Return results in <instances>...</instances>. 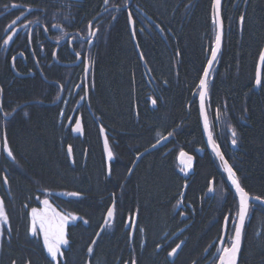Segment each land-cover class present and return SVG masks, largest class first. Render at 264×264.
I'll use <instances>...</instances> for the list:
<instances>
[{
	"label": "trees",
	"instance_id": "obj_1",
	"mask_svg": "<svg viewBox=\"0 0 264 264\" xmlns=\"http://www.w3.org/2000/svg\"><path fill=\"white\" fill-rule=\"evenodd\" d=\"M112 1L122 6L128 0ZM103 2L73 6L74 26L90 22ZM40 3L50 12L43 25L57 24L58 2ZM129 12L141 59L129 32ZM110 14L97 20L89 50L88 99L76 112L82 135L67 124L74 102L66 104L62 120L61 104H33L7 130L14 163L1 155L0 165L10 172L12 200L4 198L5 209L19 236L4 244L0 264H170L167 254L178 241L181 249L172 264H198L217 246L225 217L230 222L237 213V200L206 148L198 109L199 84L215 41L214 0H133L128 12ZM221 18L223 44L207 86L210 130L241 187L264 199V65L260 88H254L264 47V0H221ZM0 77L7 85V65L0 67ZM45 85L38 78L13 81L5 103L51 104L55 87L49 86L46 97ZM97 124L112 152L108 168ZM161 137H170L169 143L144 155L129 174L135 156ZM181 153L187 167L178 165ZM45 194L77 220L67 232L69 249L56 263L27 238L21 222L27 203ZM113 200L116 227H106L93 243ZM179 203L187 221L181 219ZM251 205L255 208L244 227L239 264H264V211ZM127 216L136 224L131 242Z\"/></svg>",
	"mask_w": 264,
	"mask_h": 264
},
{
	"label": "flooded vegetation",
	"instance_id": "obj_2",
	"mask_svg": "<svg viewBox=\"0 0 264 264\" xmlns=\"http://www.w3.org/2000/svg\"><path fill=\"white\" fill-rule=\"evenodd\" d=\"M30 1L31 3H29ZM45 1L49 0H0V67L7 65L11 74V78L9 77L7 80V85L4 82L6 79H2L0 77V159H2L1 155H3V157L10 164L14 163V159L12 156L8 155V151L5 148V141H7V147L10 148L7 130L15 116L20 112L22 115L26 114V108L33 104L24 106L22 105L24 103L34 101L31 100L28 102H22L20 104L16 102L15 104L13 103L8 105L5 103L6 88L10 87L13 81L15 83L25 79L38 78L41 82V85L46 84L45 93L47 94L46 97H49V93H51L49 86H54L55 90L51 94L52 97L56 96L54 102H56L61 96V101L57 105L61 104V107H63L66 106L68 102L75 103L73 108L74 110L72 109L68 119V124H71L70 128L72 130V119L73 117L76 119L77 110L82 106H85L87 103V95L89 93V50L94 37L96 36H92L90 33L91 31H96V34L98 33V25H96L98 19L104 15H111L110 13L113 11L128 12L132 5L131 4L126 10H121V8L127 3L122 6H117L113 5L112 0H108L107 4L103 2L101 11L90 22H88L86 25L79 23L78 26H74L76 24V17L73 14V17L70 19L72 14L69 12H71L73 6L78 7V5L83 3L84 0H52L53 2H58V5H55L58 6L56 15L59 21L57 24H48L45 26L43 25L42 21L47 22L50 16L49 11L46 13V6L43 3H40ZM17 17H19V19H17ZM67 20L70 22L67 23ZM13 21H16L14 25ZM90 24L91 27H89ZM53 25H59V27H53ZM9 36H11L12 39L7 44H5L4 41L8 39ZM77 53H79V56H77ZM51 74H59V76L54 77ZM51 77H54L55 79H49ZM46 100L49 99L46 98ZM0 167V198L3 199L5 206L4 198L10 200V202L12 200L9 193L8 183L10 172L7 169V165L5 163H1ZM5 178H7V183H5ZM51 198L52 196L47 194H45L43 198H33L32 201L27 203L30 207H25V215L23 216V220L21 219V222L23 221V227H25V235L29 240L38 243L43 251V254L46 253L43 249L39 231L37 232L36 236H33L29 232L32 220L31 211L33 208H36L39 213H42L44 217L50 220L53 226L60 222L61 216L65 217L67 219V223L64 225L66 238L68 236V229L70 227H74L75 223L77 222L76 219H72L73 216H69L67 214L64 208H59L63 203H61V205H57L58 201L53 198L52 202ZM45 200L49 202L51 207H54L56 212L43 204ZM112 204L115 205V200H113ZM252 208L253 206L251 205L250 210ZM178 209L182 211L181 219L183 221H187L189 218L185 213V208L183 207L182 203L178 204ZM236 215H233V218L230 220V222L229 217L226 216L228 218L226 236L222 245L220 243L222 237L221 233L220 240L217 243L214 251L209 254L208 252L204 254L198 264L219 263V256L221 254L219 250L224 247H230L231 245V237L234 233V221L236 219ZM115 220L116 214L114 215L112 224L110 226L106 225V227H116ZM125 220L126 222L124 223V226L129 229V241L131 242L136 232V224L132 232L133 223H130L129 216H127ZM183 231L184 230L181 232L183 233ZM18 236L19 229L13 227L10 221L8 224L3 225V232L0 234V257L4 244L8 245L14 239L17 241ZM174 237L175 236H173V239ZM177 243L181 245L180 241ZM66 247V250L62 248L63 253L67 252L69 249V240ZM175 247L176 246H174V248ZM178 253H176L172 258H170L171 256L167 254V260L170 264L175 262ZM26 264L29 263L27 262ZM191 264H195V262Z\"/></svg>",
	"mask_w": 264,
	"mask_h": 264
},
{
	"label": "snow or ice",
	"instance_id": "obj_3",
	"mask_svg": "<svg viewBox=\"0 0 264 264\" xmlns=\"http://www.w3.org/2000/svg\"><path fill=\"white\" fill-rule=\"evenodd\" d=\"M104 3L107 4L108 0H104ZM215 5L217 9L219 8L220 5V0H215ZM15 6V5H14ZM116 17H113L115 19ZM19 19V17H17ZM128 19L130 22H132V14L131 12L128 13ZM241 21H243L244 17L241 16ZM16 23V21H13V25ZM53 27H59V25H53ZM91 27V24L89 25ZM11 30V29H10ZM90 35L95 36L96 31H91ZM12 39L11 36L8 37L4 41L5 44H7L10 40ZM221 42V35L220 33L217 34L216 36V47L212 49L211 56L212 58L208 61L209 68L211 67L213 61L216 59L217 52L219 51V45ZM77 56H79V53H77ZM261 61H264V52L261 53L260 55ZM207 77H208V68L204 70V77L201 78L200 80V88L202 89L200 92V101H201V109L203 110L204 108V101L206 98L207 94ZM255 83L257 85L261 84V78L259 74L257 75ZM83 98V97H82ZM155 103V101H153ZM8 115V114H5ZM77 127L73 129V131L80 132L81 128L79 126L80 122L77 121ZM208 127V122L207 118L205 117V128ZM103 131V129H101ZM171 135V134H170ZM232 144L235 145L237 143V133L235 131L232 132ZM211 140V136L209 137ZM161 139H164V137H161ZM159 143V141H157ZM5 148L8 151V155L12 156V151L10 148L7 147V141H5ZM105 148L108 149V141L107 138H105ZM214 150L217 151V155L221 156V159H223L222 154L219 152L218 148L214 145ZM68 153L71 155L72 153V148L69 146L68 148ZM182 155H184L182 153ZM108 157L109 159L112 158V152L110 149H108ZM191 159V157H189ZM225 166L227 168V171L229 173V178L232 181V184L236 187L237 192L240 194V200H239V207H238V212H237V217L234 221V234L231 237V245L230 247H224L220 249V256H219V264H237V258L238 254L241 250V240H242V235H243V230L245 227V221L246 218L249 215V210H250V200H255L259 201L260 203H264V199H262L259 196L256 197H249V194L241 187L239 183V179L236 176V173L233 171L232 167L230 165H227V162H225ZM5 183H7V178H5ZM209 191H212L210 188ZM72 195H78L77 193H72ZM49 202L47 200L44 201V204L47 205ZM115 213V205L113 207L109 208L107 210V217L105 218V225L110 224L111 218H113ZM59 215V214H57ZM31 225L29 228V232L33 235L36 236L37 232L39 231L43 235V245L44 248L46 249L48 255L51 257L52 261H57V257H63L64 253L62 251V245H67L68 240L65 235V229L64 225L67 223V219L63 216L60 217V222L56 224L55 226L52 225L51 221L46 220V218L38 212L36 208H33L31 211ZM72 219H75L73 217ZM227 217H225V220L227 221ZM9 222V217L7 215L5 206H4V201L2 198H0V234L3 232V225L8 224ZM87 223V221H85ZM141 231H143L141 229ZM99 235V233H97ZM95 243V241H93ZM159 247V245H157ZM181 247L180 244H177L175 248H172V250L168 253L169 256H173L177 253V250ZM89 252L92 251V248L89 247L88 249ZM12 264H15V261L12 262ZM133 264H135V261H133Z\"/></svg>",
	"mask_w": 264,
	"mask_h": 264
},
{
	"label": "water",
	"instance_id": "obj_4",
	"mask_svg": "<svg viewBox=\"0 0 264 264\" xmlns=\"http://www.w3.org/2000/svg\"><path fill=\"white\" fill-rule=\"evenodd\" d=\"M66 1H78V0H66ZM133 0H128L127 4L121 8V10H126L131 4H132ZM214 16H215V23H216V34H215V41H214V45H213V48H215L217 45H216V36L218 33H220L221 35V42H220V45H219V51L217 52V56H216V59L213 61L211 67L209 68V65L207 64L206 68H208V77H207V86H208V80H209V76H210V73L212 71V68L219 56V53H220V50L222 48V44H223V36H224V27H223V23H222V18H221V0H220V5H219V8L217 9L216 5H215V0H214ZM128 23H129V30H130V34H131V37H132V42L134 44V47L138 53V56L139 58L141 59L140 57V54H139V51H138V47H137V43H136V39H135V34H134V29H133V23L129 21L128 19ZM264 52V47L261 51V53ZM261 55V54H260ZM212 58V56L210 55V58L209 60ZM263 65H264V61H261L260 59V56H259V60H258V63H257V67H256V74H255V81H256V78H257V75L259 74L260 78L262 77V70H263ZM205 68V69H206ZM204 77V73H203V76L202 78ZM200 85V84H199ZM261 85V84H260ZM260 85H257L255 83V90H258L260 88ZM200 88V86H199ZM201 88H200V91H199V94H198V109H199V118H200V124H201V129H202V134H203V138H204V142H205V145L207 147V149L210 151L211 155L213 156V158L215 159L220 171L223 173L229 187L231 188L233 194H234V197L236 198L237 200V208L239 207V200H240V194L237 192L236 190V187L232 184V181L231 179L229 178V173L227 171V168L225 166V162H227L225 160V158L223 157V159H221V156L220 155H217V151L214 150V145L218 148V146L216 145V143L214 142V139L212 137V134H211V130H210V125H209V120H208V115H207V108H206V104H207V94H206V98H205V101H204V108L203 110L201 109V101H200V92H201ZM61 101V96L59 97V99L52 103V104H48V106H55L57 105L59 102ZM24 106V105H22ZM21 106V107H22ZM205 117L207 118V122H208V127L205 128ZM77 121L80 122L79 126L81 128V131L80 132H76V131H73V129L75 127H77ZM102 128L99 127V135H100V142H101V148H102V153H103V156H104V160H105V163H106V166L107 168L109 167V162H110V159L108 157V149H109V145H108V149L105 148V138L106 137V133L105 131L101 130ZM72 132L77 134V135H82L83 133V129H82V124H81V119L78 118L75 123L73 124L72 126ZM211 136V140H210V137ZM170 141V137H164V139H161L159 140V143H155L154 145H152L150 148L146 149L145 151H143L142 153H140L139 155L136 156V160L131 168V172L132 170L135 168V166L137 165L138 161L146 154L148 153H151L153 151H156L158 149H161L163 147H165ZM219 150V148H218ZM219 152L221 153V151L219 150ZM67 154L69 156V158L71 159L72 158V154L69 155L68 153V148H67ZM222 154V153H221ZM179 163L182 165L184 164L185 167H187L189 165V162H187V159L185 157V154L180 156V160H179ZM227 165H229L227 163ZM183 166V167H184ZM130 172V173H131ZM129 173V174H130ZM212 189V191H209V189ZM209 189H208V196H211L212 195V192H213V182H210V186H209ZM74 197H79L77 195H73ZM249 197H253L251 195H249ZM44 204V202H43ZM250 206L251 204H256L258 206H260L262 208V210L264 211V203H260L259 201H255V200H250L249 202ZM45 205V204H44ZM114 204L111 205V207H113ZM46 207H48L49 209L55 211L54 207H51V205L48 203L47 205H45ZM110 207V208H111ZM254 208V207H253ZM56 212V211H55ZM238 212V210H237ZM250 212V210H249ZM42 214V213H40ZM43 215V214H42ZM107 217V215H106ZM237 217V215H236ZM46 218V217H45ZM114 218V216H113ZM113 218H111V222L110 224H108L109 226L112 224V221H113ZM251 219V214L249 213L248 217L246 218V221H245V225L246 223L249 222V220ZM46 220H48L46 218ZM50 221V220H48ZM106 227L105 223L102 225L101 229L99 230V235H97L95 241L97 240V238L100 236V234L102 233L103 229ZM135 227V223L133 222L132 224V232H133V229ZM226 227H227V221L225 220L224 222V225H223V232H222V237H221V245L225 239V236H226ZM244 231V230H243ZM40 233V232H39ZM234 234V233H233ZM243 236V235H242ZM40 238H41V242H42V245H43V235L42 233H40ZM241 243H242V240H241ZM63 249H67L66 245H62L61 246ZM43 249L46 253L47 256L48 253L46 251V249L44 248V245H43ZM240 254V252H239ZM239 254H238V258H237V264H238V260H239ZM174 256V255H173ZM173 256H171L170 258H172ZM219 264V263H218Z\"/></svg>",
	"mask_w": 264,
	"mask_h": 264
},
{
	"label": "bare ground",
	"instance_id": "obj_5",
	"mask_svg": "<svg viewBox=\"0 0 264 264\" xmlns=\"http://www.w3.org/2000/svg\"><path fill=\"white\" fill-rule=\"evenodd\" d=\"M132 23H133V21H132ZM128 26H129V23H128ZM133 29H134V27H133ZM129 32H130V30H129ZM135 34V33H134ZM131 35V34H130ZM224 37V36H223ZM131 39H132V37H131ZM136 39V38H135ZM208 64V63H207ZM207 66V65H206ZM89 70H90V67H89ZM89 72V71H88ZM87 99H88V95H87ZM31 104H42V105H47L48 106V104H43V103H38V102H28V103H24L23 105H31ZM206 106H207V104H206ZM52 107H54V106H52ZM65 110H66V107L65 106H63V107H61V112H60V116H59V119L60 120H62L63 119V116H64V112H65ZM74 110V109H73ZM67 124H68V122H67ZM210 125V124H209ZM97 126H98V132H99V127H101L99 124H97ZM102 128V127H101ZM103 129V128H102ZM99 138H100V135H99ZM215 142V141H214ZM100 144H101V142H100ZM217 145V144H216ZM207 148V147H206ZM219 148V147H218ZM208 150V149H207ZM220 150V149H219ZM209 151V150H208ZM209 153H210V151H209ZM182 154V153H181ZM181 154H180V156H181ZM184 154V153H183ZM211 154V153H210ZM186 155V154H185ZM180 156H179V158H178V165L180 166V167H182V166H184V164H180L179 163V160H180ZM213 157V156H212ZM135 160H136V156H135V158H134V162H135ZM134 162H133V164H134ZM188 162V161H187ZM133 164H132V166H133ZM132 166H131V168H132ZM131 168H130V170H129V173L131 172ZM225 178V177H224ZM226 180V179H225ZM227 182V181H226ZM228 184V183H227ZM187 186H188V183L187 184H185L184 185V189H183V193H185V190H186V188H187ZM229 186V185H228ZM231 189V188H230ZM232 191V190H231ZM233 193V192H232ZM234 195V194H233ZM208 197H210V196H208ZM106 215H107V212H106V214H105V218H106ZM114 215H115V213H114ZM105 218H104V221H103V224H104V222H105ZM113 220H114V218H113ZM130 221V220H129ZM113 222V221H112ZM102 224V225H103ZM102 227V226H101ZM101 229V228H100ZM99 229V230H100ZM105 229V228H104ZM104 229H103V231H104ZM103 231H102V233H103ZM99 232V231H98ZM101 233V234H102ZM100 234V235H101ZM96 237H97V235H96ZM96 237H95V239H96ZM99 238V237H98ZM97 238V239H98ZM95 239H94V241H95ZM97 241V240H96ZM95 241V242H96ZM45 257L47 258V259H49L50 261H52L51 260V257L50 256H47L46 254H45ZM57 260H58V257H57ZM52 262H54V263H56L57 261H52Z\"/></svg>",
	"mask_w": 264,
	"mask_h": 264
}]
</instances>
